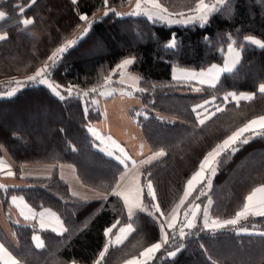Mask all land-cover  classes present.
I'll return each instance as SVG.
<instances>
[{
  "label": "trees",
  "instance_id": "1",
  "mask_svg": "<svg viewBox=\"0 0 264 264\" xmlns=\"http://www.w3.org/2000/svg\"><path fill=\"white\" fill-rule=\"evenodd\" d=\"M129 1L108 0V7L115 12L104 16L103 0H77L75 4L72 0H37L31 7V0H0V9L6 14L0 24L7 33V39L0 40V78L15 76V80L23 82L15 95L0 97V109H13V104L22 98L43 107L41 113H30L24 122L18 120L10 125V113L9 119L0 122V156L11 161L19 180L6 190L0 189V209L8 205L10 195H22L37 210L55 211L68 229L61 235L39 229L34 223L10 221L14 241L0 225V240L21 264H93L104 245V230L116 221L129 222L122 200L114 195L97 202L78 199L71 195L56 169L46 177L19 175L23 162H67L75 166L84 183L111 192L122 167L96 147L87 129L97 112L85 111L83 97H69L64 89L73 86L84 92L101 86L122 60L134 58L128 71L141 78L139 88L144 89L134 91L141 100L135 121L150 147L167 153L147 167L165 212L176 202L186 180L211 147L248 119L264 114V95L257 91L258 85L264 83V47L244 39L252 36L264 41V0H227L206 24H169L145 15H116L118 8L130 4ZM162 3L171 12L187 13L195 0ZM20 6L26 7L23 14L32 16L34 24L21 25ZM79 14L97 19L87 35L50 67L48 79L62 86L61 94L66 98L61 100L46 85L24 79L45 62L51 65L48 57L66 40L80 36L86 22L79 19ZM173 37L176 46L167 47ZM99 42L102 46L91 53ZM229 43L240 52V62L231 72L221 75L215 88L172 78L175 65L205 69L213 63L223 64ZM12 85L13 81H6L0 91ZM196 87L202 90L195 91ZM228 92L257 94L252 101L237 105L223 100ZM213 96L215 104L210 103L209 110L220 105L225 111L198 127L191 109L205 100L211 101ZM262 184L264 136H256L248 144L240 145L234 155L222 158L208 191L213 201L210 216L234 217L244 198ZM206 198L201 196L198 202L203 203ZM145 203H149L147 198ZM133 222L136 232L123 245L110 248L104 264H122L159 240L158 225L147 214L138 212ZM241 227L257 232L237 233ZM36 232L44 247L33 245L32 235ZM186 232L189 235L171 241L149 264H264V217L250 216L237 226L215 232L204 230L202 217H198L197 227ZM180 245L183 247L174 257L167 255Z\"/></svg>",
  "mask_w": 264,
  "mask_h": 264
},
{
  "label": "snow or ice",
  "instance_id": "2",
  "mask_svg": "<svg viewBox=\"0 0 264 264\" xmlns=\"http://www.w3.org/2000/svg\"><path fill=\"white\" fill-rule=\"evenodd\" d=\"M37 2V0H31L28 5L31 7ZM73 4L77 3V0H72ZM106 11L104 16H107L109 12H115V9L108 7V0H103ZM227 0H214L213 3H206V0H195L194 7L188 9L187 13L184 12H171L162 0H136L134 9L130 15H147L149 19H159L164 20L169 23H183L190 24L193 22H199L201 24H206L209 21V17L213 12L220 9L221 6L225 5ZM24 7L20 6L19 11L21 14L24 13ZM116 15H123V13H115ZM6 14L0 11V20L4 19ZM177 17V19H173ZM79 19L86 22V26L82 29L80 36L75 39L66 40L65 43L57 47L52 54L48 57L51 61V65L45 62L40 68H37L32 75L26 77V81L29 83L36 82L46 85L53 94L58 96L61 100L66 97L61 94L60 85L48 79V74L50 67L55 66L57 61L62 57V55L71 47H73L79 39L83 38L90 31L93 22L97 19L96 17L89 18L86 14H79ZM25 27L30 26L35 23L34 18H25L20 21ZM7 39V33L0 34V40ZM245 40L253 43L259 47H264V41L256 39L252 36H245ZM175 38H171L167 47H175ZM227 51L231 54V60H225L224 64L221 65H211L206 70H201L199 72H190L188 70H180L182 72L181 76L173 74L174 80H190L196 81L199 85H206L210 88H215L219 83L220 77L225 72H231L236 65L240 62V52L233 47V43H229ZM134 63V58H126L122 60L115 69H113L112 74L104 78V84L100 87H94L88 91L81 92L75 90L73 86L64 89L69 97L73 95L87 97L91 93H99L102 96H112L116 89L107 90L108 87L113 83L111 75L118 74L121 79L119 83L125 84L127 81H131L128 84L129 88L135 91H143L138 87L140 82V77L132 76L130 74L125 75L126 70L129 65ZM18 86H23V82L13 80ZM19 90V87H14L6 93H0L3 95L13 96ZM195 91H201L202 88L196 87ZM259 94L264 95V83H260L257 89ZM257 93H236L228 92L224 95L223 100L225 102L234 101L237 105L241 101H252ZM120 95H132V92L127 90H120ZM216 97L213 96L211 101L205 100L202 104H197L193 106L191 111L195 114L197 126L203 127L208 121H210L218 113L224 112L225 108L220 105H215L214 110H209L207 107L210 103L215 104ZM88 131L98 140L102 142L109 141L115 149H117L122 155H115V159L118 160L122 165H124L125 170L120 173V175L115 179V184L108 195H114L123 202V206L126 209L128 223L123 226L120 225V221L112 224L110 227L104 230V236L107 238L102 249L98 252L97 258L93 261V264H104L106 256L109 254L110 248H115L119 245H123L129 236L136 232L134 227L133 218L138 212H142L151 217L154 222L158 225L160 239L157 242L151 243L149 246L143 248L139 253V257H133L130 260L125 261V264H149L156 257L162 248L177 237L184 239L191 230L197 227V218L202 217L203 229L208 231H218L224 229L228 226H237L242 220H247L250 216H260L264 217V184L255 187L251 192L244 198L242 206L234 214V217L230 219L221 220L219 217H212L209 214L210 207L213 203L210 197H208V190L212 188L213 178L216 176L219 165L222 162V158L234 155L240 150V145H246L250 140L256 136H264V114L256 115L251 119H248L241 126L237 127L235 130L231 131L229 135L217 142L209 151H207L203 158L199 161L197 169L191 174V176L186 180L185 186L179 200L174 204L170 211L165 212L161 209V204L158 200L153 181L151 179V172L147 171V167L151 166L160 157H164L167 153L160 149L158 151L152 152L150 155L144 159L137 162L133 160L131 156L126 152L123 147H120L118 142L114 140L110 135L104 136L98 130L88 127ZM143 145H141V149ZM109 155H114L113 152H109ZM128 161H131L133 166L132 169L128 168ZM143 168L144 171H140ZM0 172H3L7 176H13L15 173L11 170V165L7 164L2 158H0ZM10 187L7 184H0V189H7ZM199 193L194 196V193ZM73 195L77 193L73 192ZM201 196L208 198L207 205L203 206L199 203H195L199 200ZM145 198L148 199L149 203H145ZM192 198V199H190ZM107 199V195L104 196ZM20 201L23 202L22 197H11V203L20 209V215L24 218L30 219L35 218V214L29 209V213L26 214L24 208L21 207ZM183 210V219H181V212ZM44 213H40L41 218H43ZM55 216V214H52ZM56 222L59 225L60 232L63 234L68 231L64 227L63 222L60 221L59 217H56ZM40 226L45 227L43 219H41ZM119 226V227H118ZM118 231L113 235L114 229ZM57 229H53L56 231ZM238 231L247 232L246 228H239ZM264 235V233H261ZM33 240L37 241L36 247H44L43 241L40 240L38 236H33ZM183 247V245L177 246L173 251H168L167 255L169 257H174ZM203 247V246H202ZM211 261V257H209ZM0 264H21V261L12 254L11 251L3 243H0ZM72 264H76L75 261ZM215 264V262H213Z\"/></svg>",
  "mask_w": 264,
  "mask_h": 264
},
{
  "label": "crops",
  "instance_id": "3",
  "mask_svg": "<svg viewBox=\"0 0 264 264\" xmlns=\"http://www.w3.org/2000/svg\"><path fill=\"white\" fill-rule=\"evenodd\" d=\"M25 8L26 7H24V9ZM0 11L4 12L1 9ZM29 17L30 16L28 15L22 14L21 20L25 18H29ZM2 20H0V23ZM3 33H5V31H4V28L0 24V34H3ZM225 60L227 59L225 58ZM213 64L218 65L217 63H213ZM223 64H221V66ZM210 66H208L205 69H200L198 71L206 70ZM179 69L188 70L190 72H195L192 69H186V68H178L176 70L172 69V72H171L172 78H173L174 73L175 75L177 74V76L182 75V72ZM126 72H127V75L130 74L134 76L128 71V68ZM115 75L117 76L118 74H115ZM120 79H121L120 77L112 78L113 85L109 89H107V90H112V87H114V89L117 90L116 92H114L112 96H102V95H99V93L90 94L89 108L87 110L97 112V114H95L96 117H94L89 122V124L87 125V129L88 127H92L98 130L104 136L110 135L114 140L118 142L120 147H123L126 150V152L129 154V156L132 157L133 160H136L137 162H139L140 160L150 155L152 152L158 151L160 149L153 150L150 147V145L148 144V142L146 141L142 133L141 127L135 121V112H136L135 110L141 106L140 98L137 97L134 93H132V95H123V96L120 95V90H122L121 86L128 87V84H130L131 81H127L125 84H121L119 83ZM176 81H190V80H176ZM192 82H196V81H192ZM90 135L94 139L96 147L100 151L110 156L115 161H117L122 167L121 172H123L125 170L124 165H122L118 160L115 159V155H122V154L117 149H115L114 146L109 141L105 140L102 142L101 140L96 139L91 133ZM141 145H143L142 149H141ZM109 152H113L114 155H109L108 154ZM0 158H2L7 164L11 165V170L15 173V169L11 161L6 156H0ZM161 158L163 157H160L158 160H160ZM128 168L135 171V169H133L131 161H128ZM54 169H56L59 177L67 183L71 195L74 196L73 192L77 193V195H75L74 197L78 199H81L83 201H96L97 202V201L105 200L104 196L106 195L107 197L109 196L108 193L84 183L79 177L75 166L71 163H58V164L54 163L53 164L49 162H23L20 166L19 175L22 177H46V176L51 175ZM142 169L143 168H141L140 171H142ZM18 182L19 180L18 178H16V173L13 176H7L3 172H0V184L15 185V184H18ZM182 192L183 190L181 191V193ZM12 196L22 197L23 202L21 203L20 201H18V203H21V207L24 208V211L26 214H28L29 209H31L32 213L35 214V218L34 219L30 218L26 220L24 216H21L20 209H18L15 205L11 203ZM207 201L204 205H207L208 203ZM195 203H199L198 200H196ZM125 212H126V209H125ZM40 213H44L43 218H41ZM52 214H55V213L53 212V210L49 208H42L39 210L33 208L24 199L22 195H10L8 197V205L5 207L4 210L0 209V225L3 228V230L7 233V235L14 241H16V239L10 233V221L15 222V223H22V224L34 223L39 229H49L53 231V229L55 228L57 230L54 232L59 233L60 228L56 222V217L58 216L56 214L55 216H53ZM182 215H183V210L181 212V217H180L181 219H182ZM41 219H43V222L45 223V227L43 228L40 226ZM202 223H203V220H202ZM124 224L126 223H122L119 226H123ZM116 231H118V228L114 229L113 235L115 234ZM35 234H39V233L36 232L32 235V242H33V245L36 247L37 241L33 240V236H37ZM10 238L9 240L11 241ZM0 243H2L1 240H0ZM36 248H41V247H36ZM134 257H139V255L134 256ZM132 258L133 257H131L130 259ZM68 264H72V262ZM76 264H81V263L76 262ZM122 264H125V261Z\"/></svg>",
  "mask_w": 264,
  "mask_h": 264
},
{
  "label": "rangeland",
  "instance_id": "4",
  "mask_svg": "<svg viewBox=\"0 0 264 264\" xmlns=\"http://www.w3.org/2000/svg\"><path fill=\"white\" fill-rule=\"evenodd\" d=\"M130 2V4H128V5H126V6H124V7H120V8H118L119 9V13H123V14H125V13H129V12H132V10L134 9V7H135V4H136V0H130L129 1ZM22 16V15H21ZM145 16H147V15H145ZM31 18H32V16H30ZM148 17V16H147ZM173 19H177V17H173ZM20 20H21V17H20ZM162 21H164V20H162ZM164 22H166V23H169V22H167V21H164ZM169 24H174V23H169ZM22 26H23V24H21ZM100 41V40H99ZM102 46V42H99V44L98 45H96V46H94L93 48H92V52L91 53H96L97 52V50L100 48ZM233 47L234 48H236V46H234L233 45ZM237 49V48H236ZM238 50V49H237ZM225 57H226V59L227 60H231V54L228 52V51H226V54H225ZM218 65H221V64H218ZM178 68H184V67H180V66H173L172 67V69H174V70H176V69H178ZM186 69H190V68H186ZM180 70V69H179ZM192 70H194L195 72H199L198 70H200V69H192ZM34 73V72H33ZM125 75H127V72L125 73ZM177 75V74H176ZM120 76L119 75H115L114 74V77H111V78H119ZM14 78H16L15 76H11V77H5V78H0V86H2L6 81H13V80H15ZM121 78V77H120ZM18 81V80H17ZM20 81V80H19ZM113 84H111L109 87H108V89L112 86ZM14 87H19V88H21L22 86H18V85H16L15 83H13V85L11 86V87H9V88H7V89H5L4 91H0V93H6L7 91H10L12 88H14ZM95 87H100V86H95ZM91 88H93V87H91ZM91 88H89V89H91ZM121 88H122V90H127V91H129V92H132V93H134V90H132L131 88H129V87H127V86H121ZM89 89H87L86 91H88ZM112 89H114V87H112ZM85 92V91H84ZM94 94V93H93ZM135 94V93H134ZM1 96H8V95H3V94H0V97ZM83 97V96H82ZM83 99H84V104H85V110H87L88 108H89V101H90V95L89 96H87V97H83ZM42 108L43 107H41V106H39V105H37V103L35 104V103H28L25 99H21L19 102L17 101V102H15L14 104H13V109H12V107H9V109H0V122H4V121H6V118H8V114L10 113L11 115L10 116H13L11 119H10V121L8 120V122H9V124L11 125H13V123H15V122H17L18 120L19 121H22V122H24V121H26L27 120V118L30 116V113H32V112H39V113H41L42 112ZM9 111V112H8ZM9 119V118H8ZM1 128V127H0ZM2 129V128H1ZM60 163H67V162H60ZM54 164V163H53ZM58 164V163H57ZM209 191V190H208ZM182 194V193H181ZM180 194V195H181ZM180 198V196L178 197V199ZM177 199V200H178ZM207 199L208 198H206V199H204V201H203V203H201V205L202 206H205L204 204L206 203V201H207ZM176 200V201H177ZM208 202V201H207ZM58 217H59V215L55 212V211H53ZM59 219H60V221H62L61 220V218L59 217ZM182 219H183V215H182ZM230 219V218H229ZM221 220H224V219H221ZM253 232H257V230H254V229H250V230H248L247 232H242V231H238V229H237V233H253ZM59 234V233H58ZM35 235H37L39 238H40V240L42 241V238L40 237V235L39 234H35ZM106 242V237H105V241H104V243ZM79 263V262H78Z\"/></svg>",
  "mask_w": 264,
  "mask_h": 264
}]
</instances>
